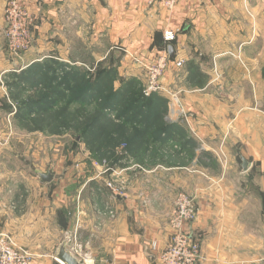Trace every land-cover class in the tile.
<instances>
[{
    "label": "crops",
    "instance_id": "0c3cea01",
    "mask_svg": "<svg viewBox=\"0 0 264 264\" xmlns=\"http://www.w3.org/2000/svg\"><path fill=\"white\" fill-rule=\"evenodd\" d=\"M21 3L35 26L30 50L17 60L6 47L7 0H0L2 84L14 73L21 88L31 81L44 92L63 77L65 91L101 68V76L113 74V92H127L145 85L140 63L168 54V46L184 67L169 69L165 92L143 96L149 99L141 110L122 111L125 97L113 98L120 102L113 123L130 130L142 125L146 135L130 143L138 153L129 155L143 171L124 172L122 195L106 186L121 178L96 177V168L94 178L86 171L79 177L74 168L58 177L52 167L41 172L37 148L25 165L24 148L0 138V232L37 264H62L54 256L67 234L74 251L80 244L88 253L84 264H161L174 200L184 192L198 211L187 227L200 244V264H264V0H178L170 12L149 0ZM165 31L175 41L166 42ZM1 88L0 105L8 104ZM137 93L132 103L141 99ZM6 109L0 107L2 120L13 112ZM48 172L53 179L44 183L39 174ZM108 211L113 217L103 215Z\"/></svg>",
    "mask_w": 264,
    "mask_h": 264
},
{
    "label": "rangeland",
    "instance_id": "374dc122",
    "mask_svg": "<svg viewBox=\"0 0 264 264\" xmlns=\"http://www.w3.org/2000/svg\"><path fill=\"white\" fill-rule=\"evenodd\" d=\"M93 61L90 58L87 63L90 64ZM101 64H106V61H101ZM19 67L21 63L12 67L11 70L16 71ZM100 73L101 68L88 71L87 75L77 77L78 80L74 86L66 88L65 91L61 86L63 84V77H61L60 83L56 82L53 88L45 89L44 92H39L37 86H34L31 81L25 85V89L21 88L19 86L21 79L12 73L10 80L6 83L3 80L1 85V89L6 94L5 99L8 98L10 104L2 103L0 107L13 111L3 120L0 119V131L6 128L4 133H0L1 141L20 144L19 148H24L25 154L29 155V157L26 155L27 158L24 157L25 165L30 162L31 152L37 148L39 171L43 172L52 167L53 171L57 172V177L66 175L68 171L64 172V170L67 168L69 171L73 168L77 170L76 165H79L83 170H77L79 177H83L86 171L89 177L94 178L95 163L104 164V166L111 164L119 146H125L128 154L129 152L130 154L138 153L131 149L130 143L139 135L143 136L145 129L142 125L130 130L128 123L125 122L107 124L102 120V114L105 113L104 109L107 106L105 103L118 95L125 97L124 106L136 109L140 103H132V99L136 97L137 92L140 96H145L144 86L129 88L128 93L125 91L127 87L113 92L111 86L113 74L103 77ZM86 88L88 94L92 92V97L87 103H83L79 96L86 94L84 91ZM42 95L48 96V100L52 97L51 102L47 101L53 108L49 113L31 110L36 105L37 107L43 105V102L35 103ZM153 95L155 94L151 96ZM96 97L102 101L101 104H98L96 100L91 102ZM119 103L116 102L115 106H119ZM210 169L215 174L218 171V167L213 164H210Z\"/></svg>",
    "mask_w": 264,
    "mask_h": 264
},
{
    "label": "built area",
    "instance_id": "2783aa9c",
    "mask_svg": "<svg viewBox=\"0 0 264 264\" xmlns=\"http://www.w3.org/2000/svg\"><path fill=\"white\" fill-rule=\"evenodd\" d=\"M178 0H149L150 4H160L167 11L175 9ZM4 30L3 36L6 42L8 52L17 60H22L23 55L28 52L32 46V30L35 26V15L21 3V0H7V5L3 15ZM163 38L166 42H173L176 34L171 31H165ZM144 69L145 85L144 95L150 97L152 94L165 92L162 80L166 72L171 69H181L184 67V61L170 60L166 52L157 53L152 60H144L140 63ZM0 84L2 82L0 80ZM111 118L116 121L115 115ZM117 160L113 166H104L95 163L98 170L97 176L108 174L110 178H124V172L143 171L142 166L133 163L125 146H119L114 155ZM104 163V162H103ZM81 166L76 165L80 170ZM107 188L114 195H122L126 192L127 184L122 179L120 182H107ZM103 215L113 217L114 212L108 211ZM198 211L190 195L180 192L174 200V208L170 218V239L166 248L161 252L159 259L161 264H200L202 260L201 247L197 240H194L189 229L188 223L197 219ZM82 245L73 246V251L86 262L89 255L82 252ZM0 264H37L35 256L25 248L15 245L10 238L0 232Z\"/></svg>",
    "mask_w": 264,
    "mask_h": 264
},
{
    "label": "water",
    "instance_id": "95a60500",
    "mask_svg": "<svg viewBox=\"0 0 264 264\" xmlns=\"http://www.w3.org/2000/svg\"><path fill=\"white\" fill-rule=\"evenodd\" d=\"M168 58L172 60L174 58V50L172 46H168ZM241 168L246 170L249 166L248 162L240 158ZM39 178L42 182L48 183L53 179V175L48 172L45 174H39ZM73 235L67 234L61 244L58 246L56 255L54 256L62 264H84L83 260L78 257L72 250Z\"/></svg>",
    "mask_w": 264,
    "mask_h": 264
},
{
    "label": "trees",
    "instance_id": "16d2710c",
    "mask_svg": "<svg viewBox=\"0 0 264 264\" xmlns=\"http://www.w3.org/2000/svg\"><path fill=\"white\" fill-rule=\"evenodd\" d=\"M191 69H192V67H191ZM98 89H100V88H98ZM84 91L86 92V94L79 96V99L83 103L84 102L87 103L89 101V98L92 97V92L91 93L89 92L90 94H88L87 88ZM143 98L144 97L141 96V99L137 102V103H140L138 105V107H137L138 110L143 109V107H146V105H147V102H148V99L149 98H146V99L145 98L143 99ZM151 98H152V96H151ZM47 99H48V96L42 95V97H40L39 99H37V101H35V103L43 102V105H38V107L45 108V107H48L49 106V104L47 103ZM95 100L97 101L98 104H101V102H102L101 100H98L97 97L94 98L91 102H93ZM104 102H106V101H104ZM105 105H107V106L104 109L105 110V113L102 114L103 115L102 120L104 121V123H107V124L110 123L111 124V123H113V121H115V120H113L111 118V115H113V114L115 115L116 114L112 110H114L115 112H117L119 110V106H115L114 99H110V101H108L107 103H105ZM150 105H151V103H150ZM122 106H124V105H122ZM128 109L131 110V108H127V105H126V106L123 107L122 111H127ZM115 117H116V120H117V116L116 115H115Z\"/></svg>",
    "mask_w": 264,
    "mask_h": 264
}]
</instances>
